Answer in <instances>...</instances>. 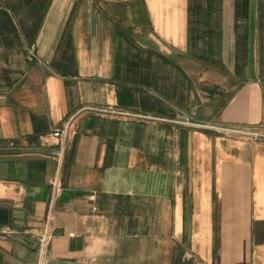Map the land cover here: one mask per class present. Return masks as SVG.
Segmentation results:
<instances>
[{"label": "crops", "instance_id": "1", "mask_svg": "<svg viewBox=\"0 0 264 264\" xmlns=\"http://www.w3.org/2000/svg\"><path fill=\"white\" fill-rule=\"evenodd\" d=\"M254 130L264 0H0V264H264Z\"/></svg>", "mask_w": 264, "mask_h": 264}, {"label": "built area", "instance_id": "2", "mask_svg": "<svg viewBox=\"0 0 264 264\" xmlns=\"http://www.w3.org/2000/svg\"><path fill=\"white\" fill-rule=\"evenodd\" d=\"M236 131L241 132V133H245V132H243L242 130H239V129H237ZM54 134L55 135H59L60 131H56ZM248 134L253 136V137H255V138H260V137H264V130L263 131L254 130V131L249 132Z\"/></svg>", "mask_w": 264, "mask_h": 264}]
</instances>
